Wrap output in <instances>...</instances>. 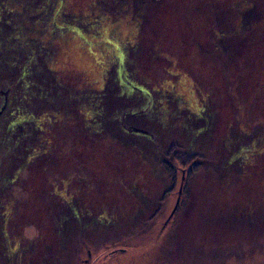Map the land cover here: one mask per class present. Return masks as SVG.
Masks as SVG:
<instances>
[{
  "label": "rangeland",
  "instance_id": "374dc122",
  "mask_svg": "<svg viewBox=\"0 0 264 264\" xmlns=\"http://www.w3.org/2000/svg\"><path fill=\"white\" fill-rule=\"evenodd\" d=\"M0 264H264V0H0Z\"/></svg>",
  "mask_w": 264,
  "mask_h": 264
},
{
  "label": "trees",
  "instance_id": "16d2710c",
  "mask_svg": "<svg viewBox=\"0 0 264 264\" xmlns=\"http://www.w3.org/2000/svg\"><path fill=\"white\" fill-rule=\"evenodd\" d=\"M258 4V2H256ZM255 4V5H256ZM257 6V5H256ZM12 66L16 67L14 70L13 68H8L11 72H15L17 75L18 81L11 87V90L15 91V86L18 83H21L25 77L29 74L28 67L22 66V68H17L16 63H14ZM21 66V65H20ZM48 73H51V71H48ZM61 86L59 83L57 84V87ZM28 89V88H27ZM9 90V94L11 92ZM56 92H58V89H56ZM12 93H15L12 91ZM201 130L205 131V127H203ZM144 134H148L145 130L139 131ZM149 135V134H148ZM241 138L239 139V135L236 138L235 142H239ZM158 149L160 150V154L158 157V162L165 168L167 173L169 174L171 180H172V186L170 189L166 192V196L169 194L175 192L177 189L178 183L181 185L180 188V197L183 200V198L187 199L190 195L191 188L193 185V182L198 177L201 171L204 170H213L215 172H229L236 169V166H239L242 168L240 161V155H237L235 152H231V154L223 158L221 160H218V162H215L213 160L208 159V157L202 153L194 152V151H184L183 147L178 141L171 142L167 147L162 148L161 144H157ZM245 152V149L242 151V153ZM213 162V163H212ZM166 197H164L162 200H164ZM184 202H179L174 210V213L176 216L178 212L182 211L186 207V200ZM74 213V210H73ZM79 213H74L75 219H78ZM80 215V214H79ZM153 221L155 216L152 217ZM149 219V226L145 225L146 227H151L152 222L151 219ZM84 227V226H82ZM147 227V229H148ZM87 245V244H86ZM88 246V245H87ZM85 247V245H84Z\"/></svg>",
  "mask_w": 264,
  "mask_h": 264
},
{
  "label": "flooded vegetation",
  "instance_id": "af4514ba",
  "mask_svg": "<svg viewBox=\"0 0 264 264\" xmlns=\"http://www.w3.org/2000/svg\"><path fill=\"white\" fill-rule=\"evenodd\" d=\"M250 1V0H249Z\"/></svg>",
  "mask_w": 264,
  "mask_h": 264
}]
</instances>
